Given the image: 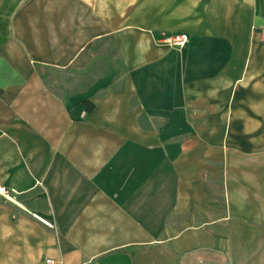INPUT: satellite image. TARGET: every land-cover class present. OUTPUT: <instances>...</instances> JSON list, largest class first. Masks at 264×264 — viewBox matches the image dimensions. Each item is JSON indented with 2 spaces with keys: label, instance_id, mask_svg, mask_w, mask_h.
I'll return each instance as SVG.
<instances>
[{
  "label": "crops",
  "instance_id": "1",
  "mask_svg": "<svg viewBox=\"0 0 264 264\" xmlns=\"http://www.w3.org/2000/svg\"><path fill=\"white\" fill-rule=\"evenodd\" d=\"M263 31L264 0H0V264H264Z\"/></svg>",
  "mask_w": 264,
  "mask_h": 264
},
{
  "label": "built area",
  "instance_id": "2",
  "mask_svg": "<svg viewBox=\"0 0 264 264\" xmlns=\"http://www.w3.org/2000/svg\"><path fill=\"white\" fill-rule=\"evenodd\" d=\"M164 40L173 46L184 47L190 41V36L187 32H178V33L165 36ZM262 42L264 43V31L262 33ZM46 263L47 264H57L58 262L54 259L47 258Z\"/></svg>",
  "mask_w": 264,
  "mask_h": 264
}]
</instances>
